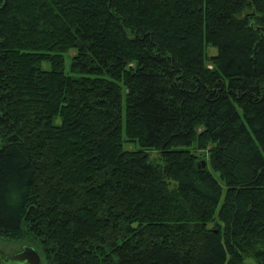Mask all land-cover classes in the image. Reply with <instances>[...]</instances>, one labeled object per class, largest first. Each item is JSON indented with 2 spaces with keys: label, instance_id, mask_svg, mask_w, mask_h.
I'll use <instances>...</instances> for the list:
<instances>
[{
  "label": "trees",
  "instance_id": "16d2710c",
  "mask_svg": "<svg viewBox=\"0 0 264 264\" xmlns=\"http://www.w3.org/2000/svg\"><path fill=\"white\" fill-rule=\"evenodd\" d=\"M0 240L264 264V0H0Z\"/></svg>",
  "mask_w": 264,
  "mask_h": 264
},
{
  "label": "rangeland",
  "instance_id": "374dc122",
  "mask_svg": "<svg viewBox=\"0 0 264 264\" xmlns=\"http://www.w3.org/2000/svg\"><path fill=\"white\" fill-rule=\"evenodd\" d=\"M208 52L210 54H213V53H215V50L210 49ZM60 54L63 56V59H64V72L68 73L69 63H70L72 56L75 54V51L74 50H68V51H63ZM42 69L43 70L49 69V65L46 63H43ZM123 147H124V149H129V150L130 149H132V150L140 149L138 144H126V143H124ZM149 153H151V152H149ZM150 158L155 161V160H157L158 156L155 152H152L150 154ZM212 174L217 178V175L215 173H212ZM24 246H30V247L34 248L32 245L27 244V243L22 242V241L16 242V241L0 240V249L3 250L4 252L8 253V254H12L14 252L20 251L22 249V247H24ZM37 253H38V251H37Z\"/></svg>",
  "mask_w": 264,
  "mask_h": 264
},
{
  "label": "water",
  "instance_id": "95a60500",
  "mask_svg": "<svg viewBox=\"0 0 264 264\" xmlns=\"http://www.w3.org/2000/svg\"><path fill=\"white\" fill-rule=\"evenodd\" d=\"M197 167H202V169H205V162L201 161L200 164L197 165ZM10 260L25 264H41L40 257L32 248L24 249L22 253L15 255L14 257L10 258ZM5 261H8V259H6Z\"/></svg>",
  "mask_w": 264,
  "mask_h": 264
},
{
  "label": "flooded vegetation",
  "instance_id": "af4514ba",
  "mask_svg": "<svg viewBox=\"0 0 264 264\" xmlns=\"http://www.w3.org/2000/svg\"><path fill=\"white\" fill-rule=\"evenodd\" d=\"M26 248H32V247L24 246V247H22V249L20 251L14 252L12 254H8V253H6L0 249V253H1L0 254V264H25V263H19V262L11 261L10 258L14 257L15 255H17L19 253H22L24 251V249H26ZM32 249H34V248H32ZM35 252L37 253L36 250H35ZM6 259H8V261H5ZM40 261H41V259H40ZM41 264H42V262H41Z\"/></svg>",
  "mask_w": 264,
  "mask_h": 264
}]
</instances>
